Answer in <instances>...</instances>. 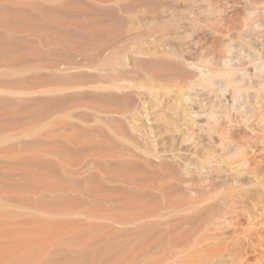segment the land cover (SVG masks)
<instances>
[{"label":"rangeland","instance_id":"obj_1","mask_svg":"<svg viewBox=\"0 0 264 264\" xmlns=\"http://www.w3.org/2000/svg\"><path fill=\"white\" fill-rule=\"evenodd\" d=\"M263 7L264 0H0V264H264V103L260 114L246 112L264 89L256 82L264 71L255 69L264 64ZM139 52L162 60L137 69ZM117 55L143 84L133 89L134 110L118 116L147 151L135 158L167 168L103 167L100 180L97 159H134L92 116L90 88L100 85L90 75L113 72ZM172 59L204 75L215 70V93L199 102L189 89L195 73ZM225 60L251 76L250 102H235L233 85L221 92ZM194 110L215 113L199 119ZM93 133L115 151L93 148ZM222 140L243 154L228 155Z\"/></svg>","mask_w":264,"mask_h":264},{"label":"bare ground","instance_id":"obj_2","mask_svg":"<svg viewBox=\"0 0 264 264\" xmlns=\"http://www.w3.org/2000/svg\"><path fill=\"white\" fill-rule=\"evenodd\" d=\"M252 10H254V9H252ZM262 13H264L263 9H262ZM252 38L255 40L258 39L259 38L258 33H253ZM238 43H240L239 45H240L241 49L236 50V51L240 52V53H236V56L238 58V61L240 62L241 61L240 58L243 57L242 52L245 50L246 47H245V44L243 42L239 41ZM139 54H140V57H135L133 59L137 69H138V67H145L148 63L162 60L161 59L162 57H159L155 54L152 55V54H146V53H142V52H139ZM248 58L251 60H255L254 56H252V55L248 56ZM172 61H174V62L176 61V63H178L184 71H186V72L188 71L189 73H192V74L195 73L194 78L196 77L197 80L195 79L194 86L190 85L192 87L190 88V86H189V89L193 93H194V91H196L195 97H196V93H197V97L199 98V102H201L200 98L212 96V94L215 93L214 89H212V88L216 87L217 80L219 79L218 73H214L215 70H212L211 68H205L203 70L205 71V73L207 75H204L203 72H201V73L196 72L197 68L188 62H185L183 60H178V59H174V60L172 59L170 62H172ZM111 65H112V71L113 72H111V71L108 72V69L101 68V69L97 70L98 71L97 73H93L90 75V78H92L94 80V83L96 82L95 84L100 85V86H95V87L90 88V94H92L94 101L98 102L96 109H94V111L92 113V116H93V118H95V120H97V123L102 124L115 137L124 141L125 147L133 153L134 159L121 160L119 158V156H117L115 154L111 155L113 157L112 160H109L107 157L106 158L105 157L99 158L95 161L96 176L100 180L104 179V175L102 174V169H101L103 167L109 168V169H113L114 167H127V166L129 167L132 165H137V163H139V161H142V164L145 166V168L148 171H152L154 169V167H158L161 169L167 168V164L165 162H162V160H160V162H157V161L156 162H150V161L136 159V158H143L142 153H145V152L147 153V151L142 150L140 144L138 143V141L133 136H129L124 132L122 121L119 119L118 116L125 115L129 112L131 113V111L134 110V107H136L135 101H137V100H135L136 98H134L135 92L133 91V89L139 90L140 88L143 87L142 86L143 84L140 83L137 78H135V75L137 72V69H135V66L134 65L133 66L126 65V67H125V65L123 63V58L120 57L119 55H117V57L115 59H113V61L111 62ZM232 65H234V64H232ZM232 65L230 64V61H228V60L224 61L225 67H224V69L221 70V73L226 74L228 77V80L226 81V84H224V85L222 84L223 86H226V87L221 88V90H222L221 92L223 93V91H225V89L227 91L228 85H233L234 90L232 91L233 93L231 92L233 94V100L237 103L242 102L243 104H246V103H248V101L249 102L251 101V96L247 93V91L249 89H255L256 86L252 85V84L248 85L246 83V79L251 78V76L249 75V73H247V71L240 69V68L235 69ZM238 66H242V63H238ZM255 69L260 70V71H264V64L256 66ZM70 70H72V69H70L68 67V68H65L63 71L69 72ZM73 70H74V68H73ZM152 71L156 74V76L160 75L157 71H154V70H152ZM70 73H71V71H70ZM219 73H220V71H219ZM66 74L69 75V73H66ZM71 74H73V72ZM73 75H75V74H73ZM109 76H115L116 80L110 81V83H109ZM160 76H158V77H160ZM256 82L259 85V87L262 88V85L264 86V75L262 76V78L256 77ZM235 84L237 86H234ZM197 88H200V89H197ZM144 89H146V87ZM148 90H150V89H148ZM133 92H134V94H133ZM186 93L190 94L189 91L188 92L186 91ZM255 96H256L255 97L256 107H255V105L250 104L249 110L246 111L247 113L254 114V115L256 113L260 114V112H261L260 111L261 109H259L257 107V105L262 106L264 103V89H260L258 91L257 95H255ZM193 98H194V96H193ZM197 101H198V99H197ZM245 101H247V102H245ZM194 104H196V103H194ZM214 113H215L214 110H212L209 113L208 112L203 113L202 111L194 110V114L196 115L197 118L199 116V119H201L200 117L203 118L204 114L207 115V118L209 117L212 119ZM134 114L136 115L137 113H134ZM215 117L216 116L214 115V118ZM198 123L201 125V127L203 129H205L204 124H202L200 122H198ZM208 124L212 125L211 122H209ZM211 129L212 128H210V130ZM205 130H207V129H205ZM103 134L105 135L104 132H103ZM94 135L97 136L98 140L92 143L93 148L95 145L99 148H107L111 153H113L115 151L114 148L110 144H108V142H106L103 139V135L98 134V133L94 134ZM211 137H212V135H211ZM226 137H228V135ZM223 141L224 140H222L221 142H223ZM128 144L130 145V147L128 146ZM224 144L225 145H223V147L226 146V147H224V149L229 148L228 149L229 152H227L228 155L230 153L233 156L234 155L237 156V155L242 153V152L240 153L241 147H236L238 144L231 145V147H230V145H226L227 143H225V141H224ZM227 146H229V147L227 148ZM239 146H241V145H239ZM224 149H223V151H224ZM239 156H241V155H239ZM240 159H241V157H240ZM242 159H244V158H242ZM241 161L243 162V160H241ZM246 161L247 160H245V162ZM246 163H248V162H246ZM246 163H244V165ZM242 165L243 164H241V166ZM204 168H206V165L202 164L200 169H204ZM186 169L188 170V166ZM187 170H186V172H187ZM247 170H249V169L247 168ZM190 177H192V176H190ZM186 180L191 181L192 179L187 178ZM187 190L190 193H192L193 196L197 195L196 189L189 187V188H187ZM95 192L96 191L94 190L93 193L96 195ZM195 205H196V203L190 205V208H193ZM224 206L226 207V210L227 209L230 210V208H231L230 202H228V201H225ZM190 208H187L185 210H188ZM219 225L220 224H218V226Z\"/></svg>","mask_w":264,"mask_h":264}]
</instances>
